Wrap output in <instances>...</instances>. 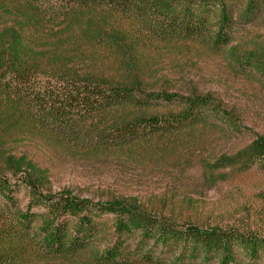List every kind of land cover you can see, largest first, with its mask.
Masks as SVG:
<instances>
[{
  "label": "trees",
  "instance_id": "1",
  "mask_svg": "<svg viewBox=\"0 0 264 264\" xmlns=\"http://www.w3.org/2000/svg\"><path fill=\"white\" fill-rule=\"evenodd\" d=\"M258 5L264 17V0H247L239 17L254 18ZM215 6L218 15L213 19ZM233 29L232 10L223 0H0V131L26 125L81 151L169 148L181 133L204 121L196 107L207 105L206 98L185 100L175 118L126 119L130 108L145 103L137 82L82 75L69 63L94 50L121 69L133 70L139 46L179 40L219 49L231 42ZM261 55L247 51L235 60L256 67ZM114 115L124 119L107 124ZM12 157L6 158L14 173H22L30 205L46 211L37 215L40 222L34 226L36 215L30 211L0 207V264H15L28 250L78 255L91 244L97 233L95 217L103 213L115 216L116 235L100 255L105 264H264L261 236L178 227L138 204L93 202L68 190L45 192L37 166L24 156ZM257 161L264 163V135L234 154L219 156L211 166L248 169ZM0 195L14 207L9 185L2 180ZM133 235L139 242L131 250Z\"/></svg>",
  "mask_w": 264,
  "mask_h": 264
},
{
  "label": "rangeland",
  "instance_id": "2",
  "mask_svg": "<svg viewBox=\"0 0 264 264\" xmlns=\"http://www.w3.org/2000/svg\"><path fill=\"white\" fill-rule=\"evenodd\" d=\"M246 1L223 0L234 19L232 40L225 47L179 40L139 46L133 70L121 69L92 49L89 56L70 62L68 66L82 75L137 82L138 96L145 103L130 108L126 119L175 118L186 107L185 100L202 97L207 105L195 110L204 121L181 133L169 148L147 150L81 151L26 125L2 130L0 180L9 185L14 207L1 195L0 207L6 204L18 213L30 211L36 216L46 211L42 205H30L22 173H14L6 158L24 156L39 169L45 192L68 190L93 202L121 200L178 227H218L264 238V163L257 161L248 169L211 166L219 156L234 154L264 135V17L258 5L254 18H240ZM212 11L215 19L218 7ZM247 51L262 54L259 66L235 60ZM162 92L176 96L166 99L159 96ZM122 119L114 115L107 124ZM35 217L34 226L40 222ZM114 220L109 213L96 216L97 233L78 255L49 256L28 250L15 264H105L100 255L115 241ZM138 242L137 235L131 236V250Z\"/></svg>",
  "mask_w": 264,
  "mask_h": 264
}]
</instances>
